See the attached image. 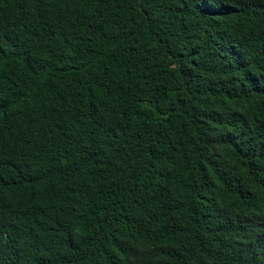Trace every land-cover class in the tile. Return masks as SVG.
Masks as SVG:
<instances>
[{"label": "trees", "instance_id": "16d2710c", "mask_svg": "<svg viewBox=\"0 0 264 264\" xmlns=\"http://www.w3.org/2000/svg\"><path fill=\"white\" fill-rule=\"evenodd\" d=\"M0 264H264V0H0Z\"/></svg>", "mask_w": 264, "mask_h": 264}]
</instances>
